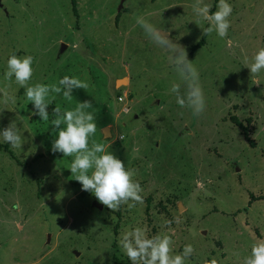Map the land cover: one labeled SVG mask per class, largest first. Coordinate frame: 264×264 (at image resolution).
<instances>
[{
  "label": "rangeland",
  "instance_id": "obj_1",
  "mask_svg": "<svg viewBox=\"0 0 264 264\" xmlns=\"http://www.w3.org/2000/svg\"><path fill=\"white\" fill-rule=\"evenodd\" d=\"M194 2L126 0L119 11L121 0H2L0 87H8L3 75L15 53L34 58L29 84L67 75L89 88L73 89L70 102L51 94L48 121L33 114L14 77L15 103L0 93V130L14 121L23 141L13 148L0 138V264H132L119 240L136 226L150 236L174 233L176 253L192 244L186 264H243L264 239V71L252 77L244 66L245 55L264 47V0H229L224 39L204 35L209 25L196 24ZM206 3L217 10L218 0ZM139 15L186 48L206 99L199 116L177 104L171 85L180 83L182 95L185 85L137 25ZM85 100L95 111L92 139L136 170L142 204L94 207V194L71 173L72 157L52 151L53 109Z\"/></svg>",
  "mask_w": 264,
  "mask_h": 264
},
{
  "label": "clouds",
  "instance_id": "obj_2",
  "mask_svg": "<svg viewBox=\"0 0 264 264\" xmlns=\"http://www.w3.org/2000/svg\"><path fill=\"white\" fill-rule=\"evenodd\" d=\"M192 8L199 18L195 20L196 24L201 27L203 20L209 25L201 27L205 36L215 32L221 39L227 37L230 27L229 17L233 10L229 0H218L217 10L214 12L206 0H195ZM136 23L152 43L168 53L169 63L174 66L181 82L185 85L186 90L183 95L180 83L171 85L170 92L175 94L177 104L182 108L190 109L194 116H199L205 110L206 99L199 71L189 60L186 48L173 42L169 32L154 26L144 15L137 16ZM33 61L31 55L10 54L3 79L9 82L8 87H10L14 77L15 83L26 89V99L33 104V114H38L41 120L49 119L48 105L51 94L62 92L64 99L70 102L73 99V89L88 90V82L67 75L53 84L40 82L29 84L34 72ZM244 66L250 69L252 77L264 71V47H259L251 60L245 55ZM259 83L260 81L257 80L256 84ZM8 87H0L3 102L15 103V97L10 95ZM90 109H93V105L89 100L78 102L75 108L63 112L59 105L53 109L55 118L52 120V125L55 126L54 130L58 131V138L53 142L52 151L61 152L64 157H72L69 168L74 179L81 183L82 190L93 193L100 203L112 211H118L124 204L129 208L134 207L136 203L142 204L143 189L139 181L134 179L136 170L128 168L123 160L110 151V145L92 139L96 134L97 124L95 111H89ZM0 138L11 144L13 148H20L23 145L22 136L14 121L0 130ZM206 194L211 195V193ZM14 207L18 206L14 205ZM168 223L170 224L171 221ZM173 235L174 233L165 232L150 236L145 227L136 226L122 234L119 245L132 264H186V260L195 251L193 245L186 244L181 253H176L173 249ZM204 264H218V262L216 258H212L205 259ZM243 264H264V239L252 243L250 254L245 257Z\"/></svg>",
  "mask_w": 264,
  "mask_h": 264
},
{
  "label": "water",
  "instance_id": "obj_3",
  "mask_svg": "<svg viewBox=\"0 0 264 264\" xmlns=\"http://www.w3.org/2000/svg\"><path fill=\"white\" fill-rule=\"evenodd\" d=\"M125 1L126 0H121V5H120L119 11L122 10L123 4H124ZM2 5H3L2 4V0H0V6H2ZM123 82H128V79L126 77L118 79V84L123 83ZM104 132H105V134L107 136L108 134H110V128L109 127H105L104 128ZM93 206L97 207L99 209H103L104 208V205L102 203L98 202V201H94Z\"/></svg>",
  "mask_w": 264,
  "mask_h": 264
},
{
  "label": "trees",
  "instance_id": "obj_4",
  "mask_svg": "<svg viewBox=\"0 0 264 264\" xmlns=\"http://www.w3.org/2000/svg\"><path fill=\"white\" fill-rule=\"evenodd\" d=\"M73 2L75 3V0H73ZM74 5H75V4H74ZM74 9H75V8H74ZM75 10H76V9H75ZM119 17H120V14L117 16V20L119 19ZM204 43H205V37H204L199 43H197L196 45L193 46V48H192V53H191L190 57H192L194 51H195L196 49H198L199 47H201L202 45H204Z\"/></svg>",
  "mask_w": 264,
  "mask_h": 264
},
{
  "label": "built area",
  "instance_id": "obj_5",
  "mask_svg": "<svg viewBox=\"0 0 264 264\" xmlns=\"http://www.w3.org/2000/svg\"><path fill=\"white\" fill-rule=\"evenodd\" d=\"M119 100H120V101H124V97H123V96L119 97ZM123 111L127 112V111H128V108H124Z\"/></svg>",
  "mask_w": 264,
  "mask_h": 264
},
{
  "label": "crops",
  "instance_id": "obj_6",
  "mask_svg": "<svg viewBox=\"0 0 264 264\" xmlns=\"http://www.w3.org/2000/svg\"><path fill=\"white\" fill-rule=\"evenodd\" d=\"M127 79H128V82H129V78L127 77Z\"/></svg>",
  "mask_w": 264,
  "mask_h": 264
},
{
  "label": "flooded vegetation",
  "instance_id": "obj_7",
  "mask_svg": "<svg viewBox=\"0 0 264 264\" xmlns=\"http://www.w3.org/2000/svg\"><path fill=\"white\" fill-rule=\"evenodd\" d=\"M0 7H2V6H0Z\"/></svg>",
  "mask_w": 264,
  "mask_h": 264
}]
</instances>
